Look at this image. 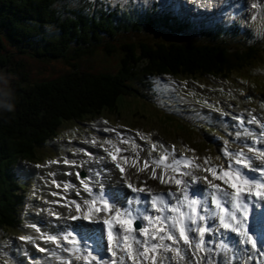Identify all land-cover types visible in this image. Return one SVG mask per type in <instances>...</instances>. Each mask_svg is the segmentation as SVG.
<instances>
[{
  "label": "trees",
  "instance_id": "16d2710c",
  "mask_svg": "<svg viewBox=\"0 0 264 264\" xmlns=\"http://www.w3.org/2000/svg\"><path fill=\"white\" fill-rule=\"evenodd\" d=\"M132 29L150 37L116 48L115 37ZM207 31L159 9L130 17L121 5L94 0H0V63L7 66V81L15 75L0 103V230L19 225L27 179L15 168L34 160L64 122L119 112L124 96L149 99L143 90L153 89L158 75L227 76L262 60L264 45L247 44L253 35L240 40L232 31ZM103 43L107 52L119 53L117 71L83 69L82 56ZM16 52L40 61L63 59L71 69L33 81Z\"/></svg>",
  "mask_w": 264,
  "mask_h": 264
},
{
  "label": "rangeland",
  "instance_id": "374dc122",
  "mask_svg": "<svg viewBox=\"0 0 264 264\" xmlns=\"http://www.w3.org/2000/svg\"><path fill=\"white\" fill-rule=\"evenodd\" d=\"M100 1L102 2L103 6L104 4H107V5H111L112 8L116 5V1L123 5L126 4L124 0H100ZM132 1H134V3L131 6L132 9L129 11L126 5L125 6L122 5V8L125 10L126 13L130 14V17L133 15L130 13V11L132 13H139V12L145 13L147 10L151 11V9L154 8L153 6L151 8H148L149 5L147 4L151 2L149 0H147V2L149 1L147 4H145V0L142 1L132 0ZM166 1L167 0H160V4H165ZM186 2L187 1H182L183 5L186 8L190 9V11H195L198 8L199 10L201 8L206 9L205 5H199V7L197 8H195L196 7L195 5L194 8H191L188 6ZM189 2L193 3V0H189ZM244 4L246 5V3ZM257 4L258 7L261 9L259 12H256L258 13V16H256L254 11H251V14L249 16H244L242 20H245L244 23H248L250 22V20L253 19L254 27L258 31H260V29L263 27V33H264V3L263 4L257 3ZM136 8L137 11H134V9L136 10ZM179 8H182L180 3H179V7L178 5H175L171 9L174 10L176 13V11ZM226 22L227 23L231 22V19L227 20ZM130 31L131 32L127 33L126 35L119 34L117 37H115V40L113 42L116 43L115 46L116 48L118 49L121 48L124 43H127L132 39L144 41L145 39L143 37H147V38L150 37L149 35H147L146 32L140 34L139 32L133 31V29ZM166 38H162V39H166ZM196 38H198L197 35ZM106 39L107 38L105 37V40ZM153 40L155 41V39ZM105 45L106 44L104 43L98 45L94 53L85 54L82 56V58L80 59V63L83 66V69L96 73L117 71L118 67L120 66V58L119 56H117L119 53L107 52L105 49ZM7 46L9 49L12 48L9 42H7ZM16 56L17 59H23L26 62L27 64L26 68L30 71V77L33 81H36L38 79H44L47 77L59 76L65 73L67 68H70L67 62L63 59H57L52 61H43V60L40 61L30 57L29 54L27 53L21 54V52L20 53L16 52ZM263 60H264V56H263ZM263 60L262 61L258 60L252 63L251 65L244 66L246 70L245 69L243 70V68H241L240 70H234L230 72L227 76H223L221 78H215L210 75H201V74L194 77H190V76L177 77L181 79V81L179 82L173 80V78L174 79L176 78L173 77V75L155 78L153 79L155 91H148L142 89L143 92H145L149 96V99L140 98L138 97V95L124 96L119 103V112H112L110 110H107L98 115L89 116L79 121L64 122L58 129L57 134L54 136L55 140L49 142L47 145L44 144L42 147H40L37 150V156H36L37 159L35 158L32 161H23L18 169L21 171L23 176H26L24 175V173H28L27 178L29 179L31 177H34V175L36 174L35 173L36 169L46 170L50 174H52L54 169H56V172L59 173L60 169L55 165H58V162L63 161L61 160L63 158L76 159L77 156H75L76 158L71 156L67 157V156L74 155L75 152L78 153V149H80L82 146H85L86 148L87 147L86 145H89L84 142L83 139L84 136H87V139H89L91 142L90 144L91 147H93L92 145L94 143L93 139L98 137L97 133L100 134L99 137L103 138V144L107 148H109L111 144L108 145V140L105 141L104 139L110 137L113 139L114 142L112 144L122 145L123 149L126 148L124 149L126 152H134V148L136 146L142 149L143 155L146 157H149V155L151 157L160 156L153 153H150L147 156L145 154V151L147 149L144 148V146H146L145 138H152V134L156 136L159 134L161 137L160 142L169 140L172 142H176L177 144H182L186 148H189V146L197 148L199 151V155L201 156L199 158L202 159L203 162V159H206L205 155L212 153L211 150L208 148V141L213 140L212 138L215 137H213V135H207V133H205V130L203 128L201 131H198L197 128H195V126L192 127L191 122L186 120L188 115L184 116L183 115L184 110L182 109H186L187 107H189V105L192 104L193 105L192 114L196 116H203L201 111L208 113L210 112V109H221L223 103H226L228 106H234V107H237L238 105L250 107V104L256 106L260 104H264V61ZM7 71H8L7 66L0 63V81L2 80L3 75L5 76V73ZM14 79H15V75L13 73H9V80L8 81L6 80L5 85L3 87L0 86V90L2 92L1 95L5 96L11 93L10 89ZM175 82L177 85H175ZM155 92L156 94H154ZM171 94H173V96L178 94V99L175 98L177 96L171 99ZM1 95H0V100L3 101L4 97H2ZM151 96L152 99H150ZM209 96L214 100L209 99L208 98ZM202 103L204 105L203 109L201 106ZM252 115L253 114H251V116ZM246 116L249 115L245 111L244 117ZM199 120H200L199 118H193V123L200 124ZM110 126H115L116 128H118V131L120 133L127 134L126 138H128L131 141H134V143L126 144L124 141H120L119 137L114 134L108 136V133L110 132ZM126 128H131L137 131L133 140L128 136V133L130 131L123 132L122 129H126ZM104 129L109 130L106 131L107 132L106 135L100 133ZM112 130L117 131V129L114 128H112ZM88 132L91 134L92 132H94V136H89ZM202 133H204L205 135H203ZM142 135H144L145 137L143 139L144 146L140 144L139 137ZM198 135H200V137ZM256 135L261 136V134H256ZM214 140H218V139L215 138ZM148 141L150 144H152L151 139ZM76 142H78V146L75 145ZM149 148L152 151V148L150 146ZM91 150L100 152L103 151V148L98 147L94 149L93 147V149ZM110 150L117 154L119 153L111 148ZM80 155L82 156L84 154L81 153ZM225 158L227 157L224 156V159ZM78 159H80V157ZM208 160L211 163H214L210 160V158H208L206 161ZM49 163L51 164V167L49 166ZM91 163L93 162H89V164ZM202 165L204 164L202 163ZM103 178H105L104 179L105 185L111 184V181H109L105 176H103ZM54 185H56V179ZM37 189L38 188L36 186H33L31 190L30 188H28L31 194L29 201L32 202V200L35 198L37 194ZM41 194H43V191H41ZM49 195H50L49 197H51L52 199L51 195H53V191H51ZM46 204H49L50 207L51 204H53V201L52 203H46ZM42 208L46 209L43 205ZM28 213H29V205H27L26 210H24V207H22L20 217L23 219L22 217L23 214H24V218L27 215V218H25L26 219L25 227L19 221V225L18 227L14 228V231H12L11 229L0 231V264H15L16 261L14 260V258H16L20 262V264H23L25 260V256L20 257L18 255V251L25 245L37 244L36 242L37 238L34 236L35 233L33 232L34 230L31 231L32 229L30 228L29 225L32 222L31 216L36 217L37 215H41V211L37 212L36 210L35 213L33 212L34 215L32 213L31 214ZM46 213L49 212L46 211ZM40 217L41 218L44 217V219L49 218L44 216L43 213L41 216L36 217V220L42 223L43 221H41ZM28 231L31 232L33 237L26 236L25 233L28 234ZM37 234L39 235V233ZM29 237L31 238L30 240L25 239ZM47 243L51 245L49 241H47ZM257 257L261 258L260 255H257ZM129 262L130 264H132L131 261Z\"/></svg>",
  "mask_w": 264,
  "mask_h": 264
},
{
  "label": "snow or ice",
  "instance_id": "6c2138e0",
  "mask_svg": "<svg viewBox=\"0 0 264 264\" xmlns=\"http://www.w3.org/2000/svg\"><path fill=\"white\" fill-rule=\"evenodd\" d=\"M241 118V123H242ZM256 118L252 117L248 123H256ZM264 129V125H261ZM105 131H109L105 129ZM264 134V133H262ZM239 136V133H237ZM110 143V141H109ZM163 147V146H161ZM156 145H152V150L155 151ZM107 151V149H106ZM249 153L253 151L251 147L247 150ZM111 155V153H109ZM224 155L229 157L230 160H234L233 163H229L228 171H222V175H216L215 171H212V177L214 180H221L228 186L229 191L222 188L221 185L214 183L212 180L208 181V185L202 188H196L195 185L200 182L201 178L196 176L193 172H185L183 175L191 176V180L183 181V186L178 188L177 191L169 190L166 194H156L151 192V189H146L145 187H135L131 182L127 183V189L133 194L127 197L126 205L123 210L119 206V199H123V194H118L119 198L114 196L112 198V207L109 208L108 200L106 199V193L104 191V185L97 180L96 184L99 187V192L94 195L93 189L89 187L88 183H84V191L91 197V202L99 198L104 200V210L114 213L109 219H104L103 224L107 226V241L111 245L113 241V232L115 231L118 237L117 249H113L109 246L106 251L111 253L112 259H105L100 255L99 252L93 254V252H88L86 256L83 257L87 260L91 257L95 264H125L126 261H132V264H136L137 261H150L151 264H163L164 260H176L177 258L183 259L181 255V250L178 247H173L172 245L178 244L183 241L185 245L191 248H195L197 251L203 250L202 246L204 244V236L206 233L213 234L214 228L210 229L206 226V222L209 217L200 214L201 212H210L212 209L207 207V201H210L215 209L220 211H227L225 206H230L231 211H227V215H218L211 217L212 219H218L220 226L223 227L225 231H231L234 234H238L244 237L243 244L250 245V249L246 251L257 252L261 256H264V245L259 237L254 239V233H250V228L247 224V212L249 209V204L247 203L253 196L252 189L256 188L255 196L264 200V164L257 165L254 163L255 160H264V150L260 151L258 157L245 156L244 151H238L236 153H229L225 151ZM125 161L128 157H123ZM160 159H167L166 155ZM112 160H116L115 156H112ZM247 161V162H245ZM65 164L69 161L65 160ZM75 163V162H73ZM134 167V165H132ZM119 168L120 173H124L125 169L119 164L116 165ZM149 161L145 160L144 167L139 169V171H144L148 169ZM198 167V166H197ZM248 172H258L261 180L257 181L254 177L249 176ZM110 171V170H109ZM205 171H211V169H205ZM234 173V174H233ZM77 175H79L77 173ZM151 178L156 179V172L153 169L151 173ZM120 179H125L121 177ZM206 180L207 177H204ZM83 183V181H82ZM166 181L161 177L160 184H165ZM176 185H181V179H175ZM67 187V185H65ZM249 191L245 195V188ZM141 194H144L143 198ZM165 195L171 198L174 203H169L165 199ZM201 195L207 197V201L201 198ZM187 201V205L184 202ZM85 204H89V200L84 201ZM137 205H150L151 212L154 214H149L147 209L141 212ZM187 207V212H182V207ZM264 206V205H262ZM197 208L200 211H197ZM75 210L80 211V204L75 205ZM90 213L92 209L90 208ZM100 208H95V212H100ZM165 212L172 214L164 215ZM237 213H241L238 218ZM72 220H77L78 217L72 215L70 217ZM88 219L87 216L83 217ZM144 221L147 222V227L140 224L139 227L134 226V222ZM155 221V224L153 223ZM95 223V221H93ZM158 225V227H157ZM151 229V231H150ZM174 233H178V236ZM188 233H195V237L190 236ZM122 234V237H121ZM71 233H69V236ZM30 240L31 238H25ZM48 241L55 242L56 236L46 237ZM68 239V237H64ZM121 239L125 242L124 247H120ZM193 239L197 242L193 245ZM130 243H127L128 241ZM171 241L172 243H165V241ZM44 252V248L39 249ZM67 251V249H65ZM118 251L122 255H118ZM172 253L171 257L164 255L165 253ZM151 254V255H150ZM81 259V257H77ZM249 260L255 259V257L249 255Z\"/></svg>",
  "mask_w": 264,
  "mask_h": 264
},
{
  "label": "bare ground",
  "instance_id": "6f19581e",
  "mask_svg": "<svg viewBox=\"0 0 264 264\" xmlns=\"http://www.w3.org/2000/svg\"><path fill=\"white\" fill-rule=\"evenodd\" d=\"M149 1H152V0H149ZM172 1L174 2V1H178V0H172ZM182 1H185V0H181V1H179V3L181 4V7L183 9H185V6L183 5ZM254 1L260 2L261 0H254ZM186 3L191 8L195 7V4H193V3H190V2H186ZM244 3H246V0H243V4ZM188 10L190 11V9H188ZM209 11L215 12V13H208ZM209 11L201 10L200 12H195V14L200 18H205L206 15H208L209 18H213L215 16L223 17L225 15L224 13H219L221 11L220 7L209 10ZM190 12H192V11H190ZM246 117H248V116H246ZM256 137H261L262 146H264V136L256 135ZM237 139L241 143H250L251 136L248 134L240 132ZM110 148L113 150H116L119 153L117 154V153L111 151ZM110 148L108 149L107 152L100 151V152H104V156L106 158V161H105L106 164L105 165H107V167H109L110 172H111L110 175H106V174L103 175L109 181H111V184L105 185L104 181L102 180L103 181L102 184L104 185V191L106 193V199L107 200L108 199L112 200V198L114 196L119 198L118 194H123V197L126 196V201H127V197L130 195H133L126 187L127 183H129V182H131L137 188L145 187L146 189H151V192L156 193V194H161V193L166 194L167 190L169 188H175L178 190V188H180L182 184L179 186L176 185L175 179H177V178L181 179L182 182L185 180L191 179V176L183 175V173H185V172H193L196 176L201 178L200 182H198L197 185H201L203 183H208L209 180H212L214 183L221 185L222 188H225L229 191H232V189H229L228 186L226 184H224L223 181L214 180L212 177V171H215L216 175H222V171L218 170L219 168L228 167L230 162L234 164V160H230L229 157L223 159L222 164H218V163L214 164L208 160V161H206L205 165H202V159H200L199 157L181 156L178 153H175L174 158H172L171 153L169 155L164 154L163 156L160 155L158 157H151L150 155H149V157H146L143 155L142 149H140L138 147L134 148V152H126L123 149V147L120 146V144L119 145L111 144ZM98 152L99 151L91 150L90 156L93 158H90L88 160V162H93V163H91L92 165L98 164V160L100 158V156L98 155L100 152L99 153ZM109 153H111V155H109ZM244 153H245V156L257 157L256 155H253V154L250 155L246 152H244ZM165 155H166L167 159H163V160L160 159L161 157H164ZM112 156H115L116 160H112ZM123 157H128V159L125 161V159H123ZM61 160H63V161L67 160V161H69L70 164L75 165L78 169L81 168V166L79 165V162L82 160L81 158L80 159L63 158ZM92 160H94L95 162ZM145 160L149 161L148 169H146L144 171H139V169H142L144 167ZM107 161H108V163H107ZM73 162H75V163H73ZM175 163H179L180 166H178V167L175 166ZM254 163H256L257 165L264 164V160H255ZM117 164H119L121 167H123L125 169L124 173L119 172V168L116 167ZM87 165H89V164H85V166H87ZM132 165H134V167ZM153 169H155V172H156V176H157L156 179L151 178V173H152L151 171H153ZM205 169H211V171H205ZM71 173H73L74 175H77V172L75 170H72ZM121 177H125V179H120ZM161 177L166 181L165 184H160V178ZM204 177H207V179L205 180ZM71 178L72 177H69V179H68L66 176H64V178H63L64 182H61V181L56 179V185L55 186L58 185L60 188L66 189L65 182L68 183V181L71 180ZM82 181H83V183H82ZM84 183H88V182L86 180H77L76 181L77 185H81L83 187H84ZM44 189H49V188L44 187ZM106 189H108V191H106ZM51 191H53V195H51L52 196L51 200L53 201V204H51V207H52L53 211L49 212V213H46V211H43L44 216L49 217V218H46V219H44V217L43 218L40 217V218H41V221L47 222L48 224H51L53 226L56 223L58 225H62L64 222H69L70 224H72L76 227V230L78 232H80L81 230L84 231L85 227H87L89 225H96V226L104 225L103 220L109 219V218H111L112 215H114V213L104 210V200L97 198L94 201V203H92L91 197L89 196V194H87L85 196H81V195H79V193L75 189L65 191L62 189L52 188ZM98 192H99V187L97 185L93 186V194L96 195ZM141 196L143 198L144 194H141ZM85 200H89L90 203L85 204L84 203ZM77 203L80 204V211L79 212H77L75 210V205ZM123 204H125L124 199H119V205H123ZM47 206L49 207V204H46V207ZM139 207H143L144 209H147L148 213L151 211L150 205H139ZM90 208L92 209L91 213L89 211ZM95 208H100L101 211L97 213V212H95ZM109 208H111V206H109ZM210 209H212V211L214 212L213 216L220 215L218 210L215 209L213 204H211ZM197 211H200V209L197 208ZM229 211H231V207L229 208ZM201 213H203L205 215L209 214V212H201ZM72 215L77 216L78 219L75 221L72 220L70 218ZM167 215H169V214H167ZM85 216H87L88 219H84L83 217H85ZM36 217H38V216H36ZM36 217L31 216V221H33L36 225L38 223L43 224L42 222H39L38 220H36ZM93 221H95V223H93ZM29 226L32 229L31 231H33L34 230V224L31 222ZM206 226L210 229H212V228L215 229L214 232L217 234V240L225 241L228 244L232 240V238H222L221 237L223 232H224V229L222 226H220L218 219H212L211 218L209 226L208 225H206ZM104 229L107 230L106 225H104ZM33 232L35 233V230ZM75 234H76V236L79 235L78 233H75ZM174 234L178 236V233H174ZM188 234L190 236H193V237H195V235H196L195 233H188ZM203 239H204V244H203L202 248L204 249L207 246L211 245L212 240H211L208 233L205 234ZM196 242H197V240L193 239L192 244H194ZM165 243L171 244L172 242L166 240ZM115 244H116V242H113L111 245L114 246ZM172 246L180 248L181 252L189 248L187 245H185L183 243V241H180L178 244H174ZM223 250H224L223 255L231 253V250L228 247H224ZM185 252H187V250ZM232 253L234 256L236 255V251H233ZM118 255H122V253L118 252ZM164 255L171 257L173 254L169 252V253H165ZM217 255L221 256V252L220 251L217 252ZM239 256L242 257L241 254ZM259 260H261L260 263L261 262L263 263L262 258H259ZM129 261H127V262L130 264ZM167 262H168V260H164L163 264H167ZM61 263L62 262L60 261V264ZM75 263H77V261H75ZM80 264H86V261L82 260L80 262ZM150 264H151V262H150Z\"/></svg>",
  "mask_w": 264,
  "mask_h": 264
},
{
  "label": "flooded vegetation",
  "instance_id": "af4514ba",
  "mask_svg": "<svg viewBox=\"0 0 264 264\" xmlns=\"http://www.w3.org/2000/svg\"><path fill=\"white\" fill-rule=\"evenodd\" d=\"M6 82V76L3 75L2 80L0 81V86L3 87L5 85ZM2 94L1 90H0V95ZM2 97H4V95H1ZM2 101L0 100V103Z\"/></svg>",
  "mask_w": 264,
  "mask_h": 264
},
{
  "label": "clouds",
  "instance_id": "9594fccd",
  "mask_svg": "<svg viewBox=\"0 0 264 264\" xmlns=\"http://www.w3.org/2000/svg\"><path fill=\"white\" fill-rule=\"evenodd\" d=\"M145 4H147V0H145ZM9 110H11V109H9Z\"/></svg>",
  "mask_w": 264,
  "mask_h": 264
}]
</instances>
